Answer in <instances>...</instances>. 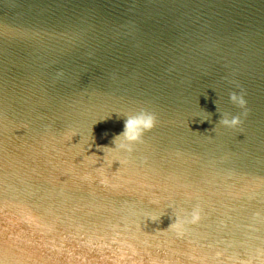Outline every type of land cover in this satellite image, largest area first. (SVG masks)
<instances>
[{
	"label": "water",
	"instance_id": "1",
	"mask_svg": "<svg viewBox=\"0 0 264 264\" xmlns=\"http://www.w3.org/2000/svg\"><path fill=\"white\" fill-rule=\"evenodd\" d=\"M0 264H264V0H0Z\"/></svg>",
	"mask_w": 264,
	"mask_h": 264
},
{
	"label": "clouds",
	"instance_id": "2",
	"mask_svg": "<svg viewBox=\"0 0 264 264\" xmlns=\"http://www.w3.org/2000/svg\"><path fill=\"white\" fill-rule=\"evenodd\" d=\"M229 98L233 104L237 105L241 109H244L243 116L246 117L248 115V109L243 91H241L240 94L235 92L230 93ZM205 121H201L200 123ZM219 123L224 127L236 129L242 125L243 121L240 115L230 116V114L225 113L222 117H220ZM156 124L157 116L155 113L146 109H141L135 115L127 117L124 120L123 131L118 135H115L112 140L114 147L105 146L102 149L104 152L103 159L108 167H112L114 162H119L121 167L125 160L120 157L119 153L126 152L131 155L135 151V145L143 144L145 133L153 130L156 127ZM71 138L72 137H69V139ZM99 158V156H96V160ZM153 203H158V201H153ZM201 212L202 209L199 205L193 207L190 212H186L184 209H181L180 212H175V221L164 231L171 230L178 237H182L188 230V226L196 224L201 219ZM146 215L147 219H150L153 222H159L160 217L162 216L157 213H148Z\"/></svg>",
	"mask_w": 264,
	"mask_h": 264
}]
</instances>
